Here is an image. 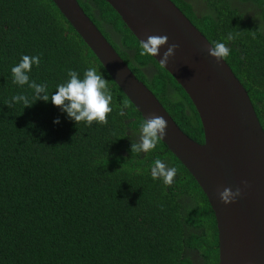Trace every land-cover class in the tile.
I'll use <instances>...</instances> for the list:
<instances>
[{"label":"trees","instance_id":"obj_1","mask_svg":"<svg viewBox=\"0 0 264 264\" xmlns=\"http://www.w3.org/2000/svg\"><path fill=\"white\" fill-rule=\"evenodd\" d=\"M171 1L211 45L227 43L230 52L223 59L247 91L264 130V33L235 19L227 7L216 17L197 19L189 4ZM77 2L108 42L101 21L120 35L135 62L111 42L121 59L179 128L202 143L191 100L164 68L142 54L111 6L105 0ZM255 3L264 20V0ZM229 33L232 41L226 40ZM24 55L39 56L29 78L46 84L49 96L70 69L82 76L95 67L112 95L107 121L76 123L50 101L37 100L27 85L13 83L11 68ZM148 64L155 68L150 78L141 71ZM17 94L33 105H9ZM56 117L59 124L53 123ZM142 121L51 0H0V264H186L183 249L201 241H209L204 252L218 264L214 214L196 181L161 141L147 153L131 150ZM156 160L176 169L171 183L153 178Z\"/></svg>","mask_w":264,"mask_h":264},{"label":"water","instance_id":"obj_2","mask_svg":"<svg viewBox=\"0 0 264 264\" xmlns=\"http://www.w3.org/2000/svg\"><path fill=\"white\" fill-rule=\"evenodd\" d=\"M143 120L163 116L160 141L184 166L207 198L218 238V264H264V130L249 95L230 66L209 55L211 43L171 0H105L141 44L167 36L178 47L161 66L191 100L203 142L184 133L155 95L139 81L77 0H51ZM225 188L241 190L225 204Z\"/></svg>","mask_w":264,"mask_h":264},{"label":"clouds","instance_id":"obj_3","mask_svg":"<svg viewBox=\"0 0 264 264\" xmlns=\"http://www.w3.org/2000/svg\"><path fill=\"white\" fill-rule=\"evenodd\" d=\"M233 39L234 36L231 33L226 37L227 41ZM166 44H168L167 36L150 35L146 40L141 41L142 54L156 56ZM177 47L176 44L167 46L160 59L161 66L166 67L169 58L174 55ZM208 52L210 56L219 61L229 55L230 48L226 42L218 41L211 45ZM39 62V56H22L20 61L11 68L13 83L21 87L27 85L33 90V95L37 100L46 103L50 101L62 113H66L68 119L76 123L83 121L91 125L93 121L97 123L107 121V115L112 111V95L104 76L95 67L86 68L82 76L77 71L70 69L67 73L68 78L63 83L58 84L56 90L49 96L46 84H38L35 81H30L29 78L33 65L38 66ZM13 103H23L24 108L33 105L29 103L28 97L24 94L12 96L9 105ZM120 115L123 116L124 112L121 111ZM53 123L59 124L60 118H54ZM167 123L163 116L154 115L151 118H145L139 128L138 140L132 143L131 150L139 153H147L152 150L165 137ZM151 172L154 179L162 178L166 184H169L172 182L176 169L166 168L160 160H156ZM240 195L241 190L239 188L235 191L231 188H225L220 193V199L223 203L228 204L234 202Z\"/></svg>","mask_w":264,"mask_h":264},{"label":"flooded vegetation","instance_id":"obj_4","mask_svg":"<svg viewBox=\"0 0 264 264\" xmlns=\"http://www.w3.org/2000/svg\"><path fill=\"white\" fill-rule=\"evenodd\" d=\"M183 2L189 4L190 11L196 16L197 19H202L205 15L211 14L212 17H216L219 9H225L226 7L229 11L235 14V19L242 18V21H249L250 23L258 26L259 31L264 33V20L261 16V10L255 3V0H214L213 4L207 2V0H182ZM91 8L96 9L95 5L91 1H87ZM92 13L98 18L97 10H93ZM222 19H226L224 14L221 15ZM215 19V18H214ZM104 30L107 32L111 42L118 45L121 50L130 56V60L134 61V52L132 49L127 48L121 43L120 35L112 28L109 23L101 21ZM109 41V40H108ZM111 42H109L111 44ZM230 45V44H229ZM142 73L147 77H152L155 68L152 64H148L141 68ZM136 140L138 136L136 135ZM203 229H197L194 231H201ZM204 234L200 232L198 234V239H200ZM210 238V237H209ZM212 239V237H211ZM213 241V240H212ZM209 241L206 243L201 241V244L196 243V248H190L189 246L183 249V260L186 264H212V258L208 257L204 249H208ZM203 248V250H202Z\"/></svg>","mask_w":264,"mask_h":264}]
</instances>
